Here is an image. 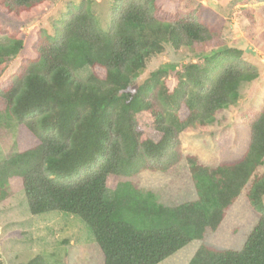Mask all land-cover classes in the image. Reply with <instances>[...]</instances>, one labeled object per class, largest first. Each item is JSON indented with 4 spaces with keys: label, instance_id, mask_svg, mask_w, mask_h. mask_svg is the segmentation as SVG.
<instances>
[{
    "label": "trees",
    "instance_id": "obj_1",
    "mask_svg": "<svg viewBox=\"0 0 264 264\" xmlns=\"http://www.w3.org/2000/svg\"><path fill=\"white\" fill-rule=\"evenodd\" d=\"M51 1L0 0V14L20 22ZM201 1L113 0L106 32L92 2L81 0L42 21L28 40L11 36L0 44V75L22 56L19 71L0 86L8 117L17 123L19 150L0 165V203L14 185L34 216L79 217L94 236L87 251L97 264H161L219 229L264 165V104L254 112L250 143L240 158L207 167L186 157L196 200L167 207L132 181L108 195L110 177L174 173L182 160L180 134L207 127L217 112L236 103L242 83L258 78L238 49L209 57L203 66L178 71L164 65L147 73L148 60L162 55L167 44L178 52L214 42ZM85 66L91 68L87 81L75 76ZM141 116L151 120L155 137L141 126ZM248 197L260 218L242 250L202 245L188 264H264V174ZM27 264L46 263L37 257Z\"/></svg>",
    "mask_w": 264,
    "mask_h": 264
},
{
    "label": "rangeland",
    "instance_id": "obj_2",
    "mask_svg": "<svg viewBox=\"0 0 264 264\" xmlns=\"http://www.w3.org/2000/svg\"><path fill=\"white\" fill-rule=\"evenodd\" d=\"M80 1L52 0L45 11L23 18L20 22L0 14V44L8 43L11 36L28 40V33L42 21L67 13ZM90 1L101 28L107 32L111 26L113 0ZM201 2V18L212 27L216 37L214 42L183 48L178 52L167 44L162 55L148 60L147 73L164 65H171L178 71L192 64L203 66L209 57L220 59L225 51L238 49L243 52L244 64L258 71V78L242 83L236 103L217 112L207 127H197L180 134L182 160L174 173L145 171L134 178L110 177V197L121 183L132 181L142 191L152 192L156 200L167 207L191 202L196 200L197 195L187 156L197 157L204 166L215 167L223 161L240 158L248 149L250 123L254 112L264 104V0ZM9 62L0 75V86L19 71L22 56L19 54ZM90 74L89 66L75 72V76L83 81H87ZM169 86L172 88L173 83L170 82ZM140 119L141 126L152 134L151 120L146 116ZM17 135V123L8 117L6 102L0 98V165L19 151ZM152 137L155 135L152 134ZM263 174L264 165L229 208L217 231H208L203 240L192 242L161 264H188L202 245L219 250H242L260 218L248 194L255 178ZM8 191L9 198L0 203V264H27L37 257L46 264H97L94 255L87 251L95 244L94 236L79 217L61 212L34 216L20 187L12 185Z\"/></svg>",
    "mask_w": 264,
    "mask_h": 264
}]
</instances>
